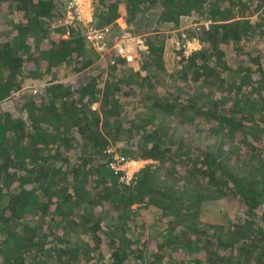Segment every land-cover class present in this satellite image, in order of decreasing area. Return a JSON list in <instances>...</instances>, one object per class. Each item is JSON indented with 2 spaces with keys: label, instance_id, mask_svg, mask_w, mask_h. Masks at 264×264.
<instances>
[{
  "label": "trees",
  "instance_id": "16d2710c",
  "mask_svg": "<svg viewBox=\"0 0 264 264\" xmlns=\"http://www.w3.org/2000/svg\"><path fill=\"white\" fill-rule=\"evenodd\" d=\"M68 1L0 0V264H264V0Z\"/></svg>",
  "mask_w": 264,
  "mask_h": 264
},
{
  "label": "rangeland",
  "instance_id": "374dc122",
  "mask_svg": "<svg viewBox=\"0 0 264 264\" xmlns=\"http://www.w3.org/2000/svg\"><path fill=\"white\" fill-rule=\"evenodd\" d=\"M92 1L93 0H79V10H80V13L82 14L83 16V19L87 22L90 20V14H91V11H92ZM1 18H3V16H0ZM119 23H121V19H118L117 20ZM193 23V22H192ZM2 25V23L0 22V26ZM187 27V26H186ZM65 36V35H64ZM184 36V35H183ZM129 39H125V43L126 45L130 48L131 51H133L134 55H135V49H136V46L139 45L141 42H140V39L141 38H133V37H130L128 36ZM124 39V38H123ZM164 40H165V46L163 49H161L160 53H161V56L163 58V61H165V58L167 56H169V52L171 50V45H175V44H178L179 43V40H178V37H177V32L172 30V31H166L164 33ZM183 44H185L187 46V49L184 51V54L185 55H188L187 53H190V51H193L195 49H198L199 48V43L197 40H185L183 42ZM182 44V45H183ZM104 54V53H102ZM169 64V63H168ZM172 64V63H170ZM134 66H137V60L135 61V64ZM13 100H7L4 102V106L6 108H13ZM98 106V103L95 102L93 104V107H97ZM147 161L146 160H140V161H137V162H131L129 163L127 166L125 165L124 166V170L128 173V175H130L132 173L137 171L143 164H145ZM216 208H213L211 211H210V215L211 216H215L216 215ZM146 211V210H145ZM148 215L149 213L146 212Z\"/></svg>",
  "mask_w": 264,
  "mask_h": 264
},
{
  "label": "built area",
  "instance_id": "2783aa9c",
  "mask_svg": "<svg viewBox=\"0 0 264 264\" xmlns=\"http://www.w3.org/2000/svg\"><path fill=\"white\" fill-rule=\"evenodd\" d=\"M66 9L68 11H73L74 13H76L77 18L80 21H82L83 24H86L88 22V21L86 22L83 19V16L80 13L79 0H69ZM90 20H91V14H90ZM107 32H108L107 29H101L99 31H95V32H92V33L90 32V33H88V40L92 43V45L96 49H98L100 51H103V52H107V50H110L111 48H113L114 51L116 52V54H118L121 57L125 58V60L127 62L135 64V61H136L135 55H134L133 51H131L130 48L125 43V39H129L128 36L124 37V39L123 38L117 39L114 42V44L112 45V47L107 49L106 42H105V35H106ZM183 47H184V51H185L187 49V46L185 44H183ZM136 68L137 67H135V69ZM131 162L135 163V162H137V160L126 159L123 156L115 154L114 158H113V161L110 162V165L115 171H124V175H122V179L124 177L128 181L132 177V173L130 175H128V173L124 170V166L125 165L127 166Z\"/></svg>",
  "mask_w": 264,
  "mask_h": 264
},
{
  "label": "crops",
  "instance_id": "0c3cea01",
  "mask_svg": "<svg viewBox=\"0 0 264 264\" xmlns=\"http://www.w3.org/2000/svg\"><path fill=\"white\" fill-rule=\"evenodd\" d=\"M184 29V28H183ZM198 43H199V41H198ZM200 47V46H199Z\"/></svg>",
  "mask_w": 264,
  "mask_h": 264
},
{
  "label": "clouds",
  "instance_id": "9594fccd",
  "mask_svg": "<svg viewBox=\"0 0 264 264\" xmlns=\"http://www.w3.org/2000/svg\"><path fill=\"white\" fill-rule=\"evenodd\" d=\"M91 18H92V15H91Z\"/></svg>",
  "mask_w": 264,
  "mask_h": 264
},
{
  "label": "flooded vegetation",
  "instance_id": "af4514ba",
  "mask_svg": "<svg viewBox=\"0 0 264 264\" xmlns=\"http://www.w3.org/2000/svg\"><path fill=\"white\" fill-rule=\"evenodd\" d=\"M91 15H92V12H91Z\"/></svg>",
  "mask_w": 264,
  "mask_h": 264
}]
</instances>
